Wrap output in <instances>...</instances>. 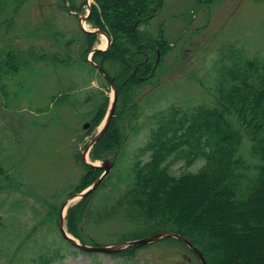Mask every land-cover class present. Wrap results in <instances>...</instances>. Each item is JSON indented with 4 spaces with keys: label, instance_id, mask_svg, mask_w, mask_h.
I'll return each instance as SVG.
<instances>
[{
    "label": "trees",
    "instance_id": "trees-1",
    "mask_svg": "<svg viewBox=\"0 0 264 264\" xmlns=\"http://www.w3.org/2000/svg\"><path fill=\"white\" fill-rule=\"evenodd\" d=\"M60 1L64 8L69 4L73 12L84 11V3L77 5L78 0ZM165 1L94 0L91 6L89 24L112 41L107 51L94 54L93 61L109 74L118 90L114 118L90 153L95 161L107 154H115L116 161H120L125 157L129 135L136 136L140 130L144 86L157 76L172 51L164 31L155 37L142 26L148 27ZM14 3L15 0H0V19ZM4 24L11 30L14 19ZM82 33L83 60L87 63L98 36ZM70 60L58 53L48 55L36 46L0 47V88L6 92L9 82L42 68L45 61L66 67ZM213 71L214 80L208 89L210 102L189 111L170 106L155 114L160 118L158 128L152 131L144 148L152 152L150 160L136 161L131 171L121 172L118 178L111 174L92 195L70 207L66 216L69 234L85 245L97 246L89 231L122 217L136 230L117 243L170 232L191 242L207 264H264V57H253L234 46L223 47ZM105 83L108 88L106 80ZM208 83L201 80L200 84ZM99 91V102L89 114L90 128L83 132L85 136L95 132L109 109V97ZM81 158L80 154L78 159ZM171 158H184L187 167L200 159L204 165L195 173L183 172L176 177L165 165ZM249 159L256 163L251 164ZM83 166L86 174L73 194L90 187L102 175L101 170ZM114 177L118 197L110 200L104 194L100 203L95 202V194L108 187ZM64 195L57 193L49 205L48 216L52 219L59 221V201ZM161 242L192 253L178 240ZM142 247L114 256L133 259ZM44 261L49 263L48 259Z\"/></svg>",
    "mask_w": 264,
    "mask_h": 264
},
{
    "label": "rangeland",
    "instance_id": "rangeland-1",
    "mask_svg": "<svg viewBox=\"0 0 264 264\" xmlns=\"http://www.w3.org/2000/svg\"><path fill=\"white\" fill-rule=\"evenodd\" d=\"M82 3L85 13L79 15L84 17L87 1L76 4ZM89 3L92 6L94 0ZM68 6L64 8L60 0H15L0 19V47L36 46L48 55L71 58L66 67L45 61L42 68L9 82L6 92L0 88V264H44L46 259L48 264H200L194 254L161 241L142 245L133 259L83 253L63 239L58 220L48 216L54 196L62 193L60 217L64 202L86 174L78 156L99 130L90 136L83 134L85 125L90 128L89 114L99 102V90L109 97V107L112 101L108 82L107 88L104 77L83 60L80 19ZM12 18L14 26L9 30L4 22ZM87 25L88 31L97 30ZM142 27L155 37L164 31L172 51L157 76L144 86L140 130L136 136L129 135L125 157L116 161L115 154H107L95 161L87 155V162L97 166L103 160L114 161L108 177L115 173L118 178L121 172L131 171L136 161L150 160L152 152L144 148L158 128L160 118L155 114L170 106L189 111L210 102L213 65L223 47L234 46L253 57H264V0H166L148 27ZM101 39L97 37L94 48H99ZM201 80L204 84L209 81L208 85L202 86ZM45 109L48 111L43 112ZM165 165L177 177L197 172L204 160L187 167L184 158H171ZM117 178L109 180L108 187L100 189L93 200L100 203L104 194L110 200L118 197ZM135 230L117 217L89 233L97 246H108Z\"/></svg>",
    "mask_w": 264,
    "mask_h": 264
},
{
    "label": "water",
    "instance_id": "water-1",
    "mask_svg": "<svg viewBox=\"0 0 264 264\" xmlns=\"http://www.w3.org/2000/svg\"><path fill=\"white\" fill-rule=\"evenodd\" d=\"M87 6L89 9V14L87 16H84V17L80 16V26H81L82 31L87 35H99V36L103 35V36H106V38L108 40V46L105 50H101L99 48L92 49V51L88 54L87 62L91 66H93L105 78V80L108 82V84L112 88V101L110 103V107L107 111V114H106L104 120L102 121L100 127L98 128L99 130H97V133L94 135L92 140L89 142L87 148L81 153V157H82V162L84 163L85 166H89V167L101 170V171H103V174L92 186L86 188L85 190H83L80 193H76V194L71 195L64 202L62 209H61L59 222H58L59 231H60L61 235L63 236V238L67 242H69L71 245H73L75 248H77V250L82 251L84 253L106 254V255L120 254L124 251H127V250L133 248V247H138V246H142V245H150V244H153V243H156L159 241H163L165 239H175V240H178V241L184 243L192 251V253L198 258V260L200 261V264H207L204 256L201 254V252L195 246H193L191 244V242H189L185 237L174 234V233L162 232V233H159L156 235L145 237V238L140 239V240L130 241V242H122V243H117V244L110 245V246H89V245H85V244L81 243L80 241H78L77 239L71 237L65 228L66 227L65 226V217H66L65 214H67V211L69 210V208L72 207L73 205H75L76 203L84 200L88 196L92 195L100 187V185L107 178V176L111 173V170L114 167V162L112 160H108V159L103 160L101 166H95L94 164L87 162V155L90 154L93 147L103 138V136L105 135L109 125L111 124V122L114 118V115H115L117 102H118V90H117V86H116L115 82L109 76V74L100 65L96 64L92 59L95 53L104 52V51L108 50L112 44V41H111L110 37L100 29H97L95 31H88L84 28V26L82 25V21H84L85 23H88L89 16L91 13V5L89 3V0H87ZM88 127H89V124L85 125L84 130H87ZM64 212H65V214H64Z\"/></svg>",
    "mask_w": 264,
    "mask_h": 264
},
{
    "label": "bare ground",
    "instance_id": "bare-ground-1",
    "mask_svg": "<svg viewBox=\"0 0 264 264\" xmlns=\"http://www.w3.org/2000/svg\"><path fill=\"white\" fill-rule=\"evenodd\" d=\"M82 25L86 28V29H88V26H87V24L84 22V21H82ZM101 43H100V45H99V48L100 49H102V50H104V49H106L107 48V44H108V40H107V38H106V36H101Z\"/></svg>",
    "mask_w": 264,
    "mask_h": 264
}]
</instances>
